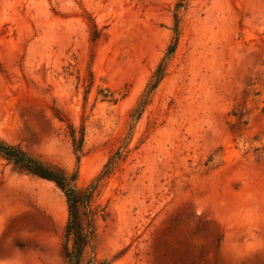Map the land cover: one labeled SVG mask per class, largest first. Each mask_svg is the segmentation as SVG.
<instances>
[{"label": "rangeland", "instance_id": "obj_1", "mask_svg": "<svg viewBox=\"0 0 264 264\" xmlns=\"http://www.w3.org/2000/svg\"><path fill=\"white\" fill-rule=\"evenodd\" d=\"M178 2L0 0V139L70 172L82 126L84 188L131 134L89 264H264V0H187L129 118ZM66 220L54 184L0 160V264H64Z\"/></svg>", "mask_w": 264, "mask_h": 264}, {"label": "trees", "instance_id": "obj_2", "mask_svg": "<svg viewBox=\"0 0 264 264\" xmlns=\"http://www.w3.org/2000/svg\"><path fill=\"white\" fill-rule=\"evenodd\" d=\"M187 0H179L174 10V26L171 46L167 49L164 57L155 68L150 81L139 98L134 109L130 113L131 123L136 122L149 102L151 93L156 89L165 75L168 61L175 50L178 36L177 12L184 7ZM91 43L99 38L94 24L91 26ZM91 59L88 66L90 67ZM91 80V72L89 71ZM58 119L57 114L54 115ZM60 120V119H58ZM72 153L75 158L74 169L70 172L46 163L36 158L18 145H11L0 139V160L20 172L27 173L38 179L51 182L61 192L66 203L67 220L63 230L61 245L64 264H89L84 255L87 248L95 237V220L100 210L95 205V199L108 179L120 167L128 155V138L123 144L110 155L100 172L84 188L79 187V165L83 156L84 128L75 129L68 121H65ZM132 129V128H131ZM130 129V130H131Z\"/></svg>", "mask_w": 264, "mask_h": 264}]
</instances>
